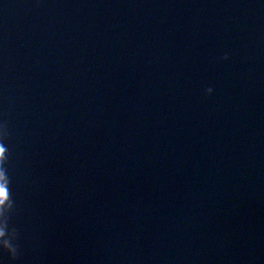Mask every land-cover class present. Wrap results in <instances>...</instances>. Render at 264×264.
I'll return each mask as SVG.
<instances>
[{"label":"water","instance_id":"water-1","mask_svg":"<svg viewBox=\"0 0 264 264\" xmlns=\"http://www.w3.org/2000/svg\"><path fill=\"white\" fill-rule=\"evenodd\" d=\"M0 264H264V0H0Z\"/></svg>","mask_w":264,"mask_h":264},{"label":"snow or ice","instance_id":"snow-or-ice-1","mask_svg":"<svg viewBox=\"0 0 264 264\" xmlns=\"http://www.w3.org/2000/svg\"><path fill=\"white\" fill-rule=\"evenodd\" d=\"M0 151H3V149H2V148H0Z\"/></svg>","mask_w":264,"mask_h":264}]
</instances>
